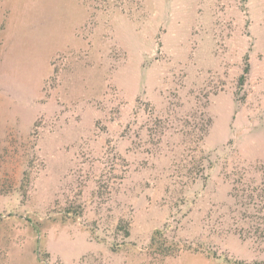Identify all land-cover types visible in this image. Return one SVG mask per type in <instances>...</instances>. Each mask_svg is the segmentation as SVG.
Returning <instances> with one entry per match:
<instances>
[{"label": "rangeland", "instance_id": "rangeland-1", "mask_svg": "<svg viewBox=\"0 0 264 264\" xmlns=\"http://www.w3.org/2000/svg\"><path fill=\"white\" fill-rule=\"evenodd\" d=\"M0 264H264V0H0Z\"/></svg>", "mask_w": 264, "mask_h": 264}]
</instances>
